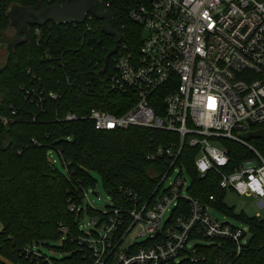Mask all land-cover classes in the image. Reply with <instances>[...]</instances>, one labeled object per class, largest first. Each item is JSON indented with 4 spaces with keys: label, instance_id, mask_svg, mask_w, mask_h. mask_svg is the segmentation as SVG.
Wrapping results in <instances>:
<instances>
[{
    "label": "built area",
    "instance_id": "2783aa9c",
    "mask_svg": "<svg viewBox=\"0 0 264 264\" xmlns=\"http://www.w3.org/2000/svg\"><path fill=\"white\" fill-rule=\"evenodd\" d=\"M101 3L109 10L125 6L129 19L144 28L139 47L132 49L122 39L101 79L106 91L129 97L132 107L122 114L93 108L81 117L69 113L64 120L87 118L104 131L156 128L178 133L179 142L171 141L151 154L168 157L170 167L145 202L126 190L125 204L113 202L96 210L84 205L83 188L82 203L72 201L70 209L78 215L92 210L95 229L80 227L72 240L90 252V264L201 263L208 258L207 246L224 242L231 243L236 259L251 238L249 227L220 219L190 195V181L177 160L185 142L199 147L195 165L200 175L219 172L220 188L254 200L255 216L264 219V155L241 136L264 128V0H98ZM34 33L40 34L41 26H35ZM162 89L167 91L164 97L158 94ZM24 92L40 111L46 99H59V91L32 87ZM0 119L9 122L7 117ZM226 140L252 151L230 172L225 171L231 165ZM53 153L60 156L52 149L51 160ZM181 200H186L187 209L179 207L181 212L173 215ZM61 231L66 234L68 229L61 225ZM25 251L27 257L50 261L38 245ZM221 252L214 264H234L227 249Z\"/></svg>",
    "mask_w": 264,
    "mask_h": 264
},
{
    "label": "trees",
    "instance_id": "16d2710c",
    "mask_svg": "<svg viewBox=\"0 0 264 264\" xmlns=\"http://www.w3.org/2000/svg\"><path fill=\"white\" fill-rule=\"evenodd\" d=\"M40 2L64 0H0V40L12 29L8 17L12 5L39 9ZM110 9L123 41L132 49L139 47L144 28L131 21L123 9ZM102 25V21L89 18L81 24L59 27L50 22L41 26L40 34L31 26L30 40L16 48L0 43V116L9 119L7 124L0 119V264L92 263L90 252L72 240L81 233L82 213L70 209L72 201L82 203L83 188L95 184L92 174L99 173L113 202L125 204L126 190L144 202L149 200L170 167L168 157L151 154L171 141L179 142L178 133L139 126L104 131L87 118L64 120L69 113L81 117L93 108L122 114L132 107L129 97L109 93L101 80L109 72L105 57L115 41L103 33ZM32 87L59 91V99H46L44 111H40L25 98L24 89ZM158 94L164 97L167 91L162 89ZM156 111L162 114V110ZM35 113L37 119L33 120ZM251 142L264 154V137ZM226 146L231 156L227 172L252 156L242 143L226 140ZM52 149L68 163V174L51 160ZM199 151L185 142L177 160L190 181L188 193L214 212L231 215L247 225L251 242L236 259L231 243L224 242L222 246H207L204 262L173 264H214L221 249L228 250L226 255L234 264H264V219L237 211L226 201L229 191L220 188L219 172L200 175L195 165ZM186 205V200H181L173 215L181 212L179 207L186 210ZM61 225L67 227L66 234ZM59 240L60 246L51 245ZM41 244L56 249L60 256L45 254L52 263L44 257H27L26 248Z\"/></svg>",
    "mask_w": 264,
    "mask_h": 264
},
{
    "label": "water",
    "instance_id": "95a60500",
    "mask_svg": "<svg viewBox=\"0 0 264 264\" xmlns=\"http://www.w3.org/2000/svg\"><path fill=\"white\" fill-rule=\"evenodd\" d=\"M88 15H92L95 19L102 21L103 33L112 36L115 40L114 47L105 57V65H107L111 56L118 51L123 34L115 27L114 13L100 6L98 0H65L54 4L40 2L39 9L14 4L8 12V17L10 26L15 29V34L3 37L0 43H6L16 48L18 45L30 40L31 26H43L50 22L58 27L61 25L81 24ZM241 136L246 140L254 137H264V128L242 133ZM93 193L98 196L96 191ZM250 242L251 238H248L246 245L248 246Z\"/></svg>",
    "mask_w": 264,
    "mask_h": 264
},
{
    "label": "rangeland",
    "instance_id": "374dc122",
    "mask_svg": "<svg viewBox=\"0 0 264 264\" xmlns=\"http://www.w3.org/2000/svg\"><path fill=\"white\" fill-rule=\"evenodd\" d=\"M14 34H15V29L12 28L6 36H12ZM3 53H4V51H3ZM254 138H257V137H254ZM251 139H253V138H251ZM251 139H247L246 141L249 144L256 146L254 143L251 142ZM216 141L217 140H212V143L216 144V145H220ZM52 160L53 161L55 160V163H54L55 166L62 173L68 174L67 168L64 166L63 161L61 160L60 156L57 153L52 154ZM172 174L173 175H171V177L168 179L167 183L170 182L174 178V175H176V171ZM92 175H93V178L95 180V184L93 186H89L86 188L87 195L84 197L83 203L86 207L90 206L92 208H95L96 210H105L108 205L113 204L112 196L105 190L103 183H102L101 176L99 175V173L94 172ZM188 183H189V181H187V184ZM94 191H96L98 193V196H96L93 193ZM226 201L230 205L236 206L237 211H244L249 215H255L257 210H258L254 200H252L251 198H247L243 195L236 194V193L229 192L227 195ZM215 215L217 217H219L220 219H223V220L229 219L233 222L235 221L234 217H232L231 215H227V214L221 213L219 211H215ZM92 217H93L92 213H90L88 210H86L84 212V214L81 216V219H79V222H80L79 224H80L81 229H83L87 232H91L93 229H95V225L93 223H91ZM224 217H226L227 219ZM238 223L241 224V222H238ZM0 229H1V224H0ZM138 231H139V229H136L134 231V233L129 237V240H131L132 237L135 236V234ZM52 244H54L55 246L56 245L60 246L61 240L57 241L56 243H51V245ZM39 249L41 250V252H43L44 254H46L48 256H52V255L60 256V254L57 252L56 249L51 248L48 245H42L41 244V245H39Z\"/></svg>",
    "mask_w": 264,
    "mask_h": 264
}]
</instances>
